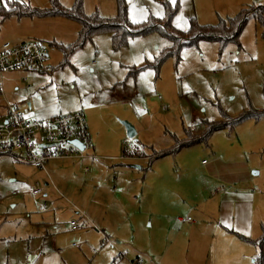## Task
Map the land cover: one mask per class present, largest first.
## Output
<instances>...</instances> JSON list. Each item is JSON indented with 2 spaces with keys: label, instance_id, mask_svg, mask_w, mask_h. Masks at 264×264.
Wrapping results in <instances>:
<instances>
[{
  "label": "rangeland",
  "instance_id": "rangeland-1",
  "mask_svg": "<svg viewBox=\"0 0 264 264\" xmlns=\"http://www.w3.org/2000/svg\"><path fill=\"white\" fill-rule=\"evenodd\" d=\"M58 1L70 9L77 0ZM81 1L86 15L110 19L118 14L116 0ZM125 2L131 23L140 25L151 17L159 20L169 8L174 13L173 27L182 32L194 25L216 26L242 10L249 12L237 41L206 40L184 46L179 56L167 57L159 69L154 63L173 45L160 31L130 38L121 47L113 45L110 34H96L63 63V53L52 45L75 43L80 30L77 22L62 17L0 16V48L35 40L49 49L46 72L0 73L4 90L0 123L7 118V106L26 112L29 119L82 111L97 135L92 134V145L103 149L96 148L101 158L97 162L51 160L42 170L0 155V264H127L147 255L157 264H170V257L159 258L158 250L163 248L158 236L149 233L148 208L144 205L139 213L141 201L150 199L147 190L150 166L155 163L153 151L172 148L177 140L200 138L208 124L227 126L209 135L204 157L198 153L202 144L183 154L192 167L208 162L212 153L236 165L243 178L236 185L238 190L254 194L256 226L243 246L231 248L225 241L221 243L233 252L229 264L236 257L245 258L240 264H264L256 244L264 236V0ZM20 3L32 9L51 7V0ZM244 114L247 118L238 123ZM123 122L136 129L135 138L128 137ZM135 147L147 159L133 163L124 157L125 150ZM171 155L164 165L173 162ZM84 168L90 173L85 174ZM37 186L43 193L35 196L32 192ZM123 186L126 196H120L119 203L105 193L109 188L119 193ZM190 195L184 197L186 201L192 199ZM45 203L49 209L41 212ZM184 211L179 207L174 215ZM188 215L196 218L193 213ZM72 222L78 224L77 231L72 230ZM207 230L202 234L211 237L212 228ZM103 232L109 236L108 244ZM166 239L171 242L173 236L168 234ZM114 250L125 255L115 260L117 255L111 258ZM184 257L186 261L188 255ZM206 258L204 264H211V258Z\"/></svg>",
  "mask_w": 264,
  "mask_h": 264
},
{
  "label": "crops",
  "instance_id": "crops-1",
  "mask_svg": "<svg viewBox=\"0 0 264 264\" xmlns=\"http://www.w3.org/2000/svg\"><path fill=\"white\" fill-rule=\"evenodd\" d=\"M0 44H2V41H0ZM28 106L31 107L30 104ZM25 114L27 115L26 112ZM88 123L87 121L89 132L92 130L90 136L92 137L93 134L94 137H97L91 126V120L89 125ZM205 147L201 145V150L198 152L199 157L207 155L208 151H205ZM96 148H98V151H103L99 145L97 147L93 146L92 154L97 158L86 160L97 162L96 160L101 159L97 156ZM167 156L155 160L154 165L150 166L149 178L151 182L147 190L150 199L147 198L145 201H141L139 211L140 214L143 212L142 207L144 205L149 210V220L147 221L150 223L149 233L158 236L159 246L162 245L163 248L158 250L159 258L170 257V264H204L203 260L207 259L206 257L211 258V264H229L233 262L230 258L233 256V252L226 250L225 244H228L231 248L243 246L246 240L241 239L239 236L246 238L253 236L252 231L256 226L254 194L248 193L247 190H238L236 185L243 178L239 177L240 172L235 168L236 165L224 162L221 156L212 153L208 162L203 160L192 167V164L186 160L187 155L183 154V150L171 155L174 156L172 157L174 159H171L173 162L169 161L164 165L162 162ZM129 159L133 163H138L147 158ZM86 169L84 168L83 172L85 174L90 173V169L88 172ZM190 182L193 186H188ZM111 190H114V188H109V192L105 193L114 200H118V203L119 199L121 200L120 196H126L124 186L116 194ZM143 191L144 187L141 189V194ZM188 193H191L190 196H192L191 200L193 201L185 200L184 197ZM148 199L149 205H147ZM179 207L185 208V211L179 216H175L174 213L178 212ZM189 213H193L196 220L190 218ZM78 228L73 231H77ZM211 228L213 231L211 237L202 234L203 230ZM103 233L105 234V232ZM168 234L173 236L171 242L166 239ZM108 237L105 234L106 244L109 242ZM224 241L225 244L221 243ZM230 241L231 245L229 244ZM208 245L209 248H207ZM206 249H209L210 252ZM212 250L215 252L213 253ZM111 253V258L117 255L115 260H117V257L123 258L125 255L124 252L118 250L111 251ZM140 254L143 255V253ZM185 254L188 255L186 261H184ZM151 258L154 259V257L147 255L145 259L141 260L139 256L127 261V264H157ZM244 262L245 258L236 257L233 264Z\"/></svg>",
  "mask_w": 264,
  "mask_h": 264
},
{
  "label": "trees",
  "instance_id": "trees-1",
  "mask_svg": "<svg viewBox=\"0 0 264 264\" xmlns=\"http://www.w3.org/2000/svg\"><path fill=\"white\" fill-rule=\"evenodd\" d=\"M118 5V14L114 18H103L98 14L86 15L83 11V4L81 0H77L75 5L67 9L59 3L58 0H51V7L48 9H32L20 3V0H1L0 16L4 19L17 16L19 18H38L44 19L49 17H62L66 19L74 20L80 26L78 38L75 43L70 45H63L54 43L52 46L61 50L64 55V62L67 63L69 57L92 39L96 34L108 33L112 36L113 45L115 47H121L127 44L130 38L136 36H145L154 30L160 31L167 38H169L173 45L170 50L157 60L154 64L157 69L160 68L161 63L169 56H179V53L184 46H191L199 41H218L226 43L231 41H237L243 27L245 26L248 16L247 10H242L236 17L229 18L226 21H221L219 25L211 26H197L194 25L188 32H182L172 25L174 19V13L167 8V14L163 18H152L148 22L135 25L131 23L128 18V7L125 0H116ZM247 114L239 117L237 122L247 118ZM226 124H208L207 130L200 138H193L188 141H176V145L171 149L162 150L161 152L153 151V161L162 159L163 156L170 154H177L178 152L191 148L195 144H202L206 147L209 146V135L215 131L223 130L226 128ZM124 157L126 158H147L143 150L139 147H135L133 151H124ZM246 241L250 240L244 236H239ZM260 249V258L264 259V236L256 243Z\"/></svg>",
  "mask_w": 264,
  "mask_h": 264
},
{
  "label": "built area",
  "instance_id": "built-area-1",
  "mask_svg": "<svg viewBox=\"0 0 264 264\" xmlns=\"http://www.w3.org/2000/svg\"><path fill=\"white\" fill-rule=\"evenodd\" d=\"M48 53L47 45L40 41L30 40L16 46L4 44L0 48V73L18 70L46 72ZM0 97H4L1 81ZM6 111L7 118L0 123V155L7 154L39 170L44 169L51 160L97 158L93 154H87V151L89 153L93 149V145L82 111L60 114L49 119H29L25 112L13 106H7ZM75 141L81 143L84 150L76 146ZM14 152L21 153L22 156L18 157ZM32 193L35 196L41 195L43 190L37 186ZM48 209V204L45 203L40 211L46 212ZM71 227L76 230L78 224L72 222Z\"/></svg>",
  "mask_w": 264,
  "mask_h": 264
},
{
  "label": "water",
  "instance_id": "water-1",
  "mask_svg": "<svg viewBox=\"0 0 264 264\" xmlns=\"http://www.w3.org/2000/svg\"><path fill=\"white\" fill-rule=\"evenodd\" d=\"M122 124L124 125V127L127 130L128 137L130 139L135 138L137 135L136 129L128 122H123ZM74 144L76 146H78L81 150H84V146L81 143H79L78 141H75Z\"/></svg>",
  "mask_w": 264,
  "mask_h": 264
}]
</instances>
